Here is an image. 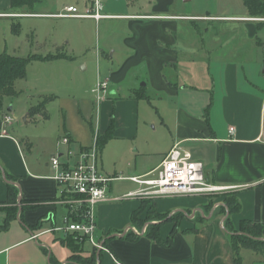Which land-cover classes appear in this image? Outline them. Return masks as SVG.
Segmentation results:
<instances>
[{
  "label": "crops",
  "instance_id": "obj_1",
  "mask_svg": "<svg viewBox=\"0 0 264 264\" xmlns=\"http://www.w3.org/2000/svg\"><path fill=\"white\" fill-rule=\"evenodd\" d=\"M11 6V0H0V10L6 11L0 13L11 15L12 18H18L15 15H21L19 18H56L55 15L63 13L30 12L29 7L12 11ZM173 6L174 0H155L150 2V11L132 10L130 13L129 7H125V13L110 15L126 21L130 35L124 39L128 49L126 57L103 80L108 81L113 96L122 93L124 82L134 71L144 70L141 80L146 79V84L135 89L131 100L126 102L114 104L110 96L98 101L103 108L84 133L78 134L66 120L56 128H48L47 115L35 114L32 117L28 113L24 119L27 125L35 124L36 134L28 132L23 135L26 131L21 129L19 120L13 116V108L8 112L10 107L3 104V109H0V264H45V257L40 250L47 251L48 247L41 238L64 234L46 233L55 227H63L68 212L61 188L52 179L56 172L51 160L67 149L58 147L60 138L67 136L71 142L69 148L76 147V151H80L91 145L95 134L103 136L110 132L108 143L124 142L131 144L129 146L132 148L133 143L146 136V131L141 129V119L138 118V105L139 101L146 100L143 97H147L150 102V93L157 95V98H163L161 94L177 97L182 113L191 109L194 116H202L206 111L214 87H205L203 84L206 75L202 60L197 59L198 63L195 61L192 65H186L190 60L185 58V48L181 43L183 33L178 32L179 21L254 20L249 16L212 18L177 15L173 14ZM89 9L92 8H86V12ZM255 33L256 29L251 28V37ZM60 49H64L63 45L56 43L52 49L49 47L45 51L56 52L54 56L58 58L34 62L44 69L66 62L70 69H74L75 58L60 52ZM202 51L208 50L203 46ZM229 72L231 75L237 74L232 67ZM256 80H252L245 91L236 92L237 101L227 109L212 110L220 116V120L201 121L193 126H187L184 120L179 137L173 138L166 149L151 156L140 155L138 150H132L136 153L135 168L131 176L124 178L153 172L174 145L182 148L186 143L209 145L213 155L198 162L204 165L209 180L218 186L230 188L226 192L240 204L239 212L228 214L229 227L239 231L242 222L246 221L260 226L264 234V77ZM229 87L234 90L239 88ZM192 92L203 95L191 101L184 98L185 94ZM75 105L80 107L77 101ZM7 115L12 117L11 123H5ZM231 127L235 128L234 135L229 133ZM100 168L103 175L119 176L104 171L102 151ZM124 181L137 185L127 179L114 181L108 189V200L95 211L97 240L102 244L106 242L104 246L107 251H95L92 248V253H87L84 251L85 245L82 247L86 256L97 254L96 264H234V252L224 224L228 216L215 213L216 206L220 207L224 203L218 201L209 208V199L204 196L123 199L139 188L138 185L137 188L134 186L136 190L119 197L114 192V183ZM152 204L155 210L150 213ZM167 213H179L182 218L178 223L172 219L149 220L150 216L161 218ZM134 215L140 224L132 222ZM147 219L149 222L142 225ZM148 225L152 227V236L146 234ZM131 226L145 227V231L140 235L133 233L135 239L128 240L127 232ZM57 241L67 246L70 253L63 263H58L56 259V264H67L73 254L77 255L72 236L64 234L63 239L58 238ZM244 250L249 249L241 248V254ZM51 257L50 253L49 264ZM263 261L257 257L256 264Z\"/></svg>",
  "mask_w": 264,
  "mask_h": 264
},
{
  "label": "rangeland",
  "instance_id": "obj_2",
  "mask_svg": "<svg viewBox=\"0 0 264 264\" xmlns=\"http://www.w3.org/2000/svg\"><path fill=\"white\" fill-rule=\"evenodd\" d=\"M32 1L30 12L48 14L64 12V8L70 5L76 7L81 14L86 13V8L95 7L94 0ZM151 1L155 0H101L102 14L110 16L125 13V7H129L130 13L150 11ZM172 10L173 14L185 16L212 18L249 16L243 0H174ZM0 12L6 11L1 9ZM252 19L254 22L217 19H204V22L179 21L178 32L183 33L181 43L185 48V58L190 60L186 65L202 60L206 75L203 84L205 87L212 85L214 87V92L210 93L209 106L202 116H194L191 109H187L185 113L180 111L182 108L177 97L161 94L163 98H157V95L148 94L151 95V101L141 100L138 105V118L141 119V129L146 131V136L140 137L133 143L132 148L129 146L131 144L124 142L108 143L102 150L106 173L131 176L135 168L136 154L132 150H138L140 155L151 156L166 149L173 138H178L180 129L186 121L187 126H193L195 123L220 120V116L212 110L227 109L237 101L236 92L245 91L252 80L256 82L258 77H264V18ZM253 27L256 33L251 37ZM129 35L127 22L113 16L99 21L91 18L0 17V55L6 54L22 59L49 58L56 52L47 53L45 49L49 47L52 49L54 44L59 43L64 47L59 50L60 52L75 58L74 69H70L66 62L54 68L44 69L32 61L28 66L26 78L13 83V93L17 95L3 96L1 108L3 109L4 103L8 108H13V116L19 120L21 129L26 131L23 135H27L28 132L36 134L35 124L27 125L24 121L34 107L36 109L33 115L48 116L49 122L46 127L56 128L66 120L78 134L84 133L86 127L91 121L94 122L103 108L92 94V89L98 78L108 77L110 71L116 70L126 57L128 49L125 47L124 39ZM203 46L209 52L202 51ZM230 67L237 71L236 76L230 74ZM143 74L144 70L132 72L124 82L122 93L113 96L110 88L107 96L114 100V104L131 100L133 91L146 84V79L141 80ZM231 85L239 88L234 90L229 87ZM201 95L203 93L192 92L185 94L184 98L191 101L200 98ZM75 101L80 103L79 108L76 107ZM184 148L191 152L195 161L213 155L209 145L204 146L201 143H186ZM76 150V147H72L73 152L77 153ZM155 177L156 175L150 178ZM134 186L126 181L115 182L114 192L117 196L123 197L128 192L136 190L137 185ZM230 196L229 193L223 192L208 196V199L211 204L218 201L225 203ZM154 207V204L150 206V213L154 212ZM218 209L219 205L216 206V211ZM178 214L167 213L161 218L159 216L149 218L150 221L172 219L178 223L180 221L176 219ZM142 231H145V227L131 226L127 233L140 235ZM63 237L64 234H57L41 238L43 244L48 247L47 251L40 250L45 257V264H49L50 253L52 254L50 264H56V259L58 263L68 259L70 252L68 253L67 246L64 247L57 241ZM77 249L78 253L73 259L77 264H96L92 258L84 254V251L92 253L89 243L85 244L84 251L82 248ZM241 256L244 264L257 262V256L251 250H244ZM261 264H264V261Z\"/></svg>",
  "mask_w": 264,
  "mask_h": 264
},
{
  "label": "built area",
  "instance_id": "obj_3",
  "mask_svg": "<svg viewBox=\"0 0 264 264\" xmlns=\"http://www.w3.org/2000/svg\"><path fill=\"white\" fill-rule=\"evenodd\" d=\"M95 7L85 14L79 13L74 6L67 7L63 13L55 15L56 18H91L96 21L109 17L103 15L101 0H94ZM0 17H11L0 13ZM21 17V15H15ZM110 85L107 80L98 79L95 89L97 101H102L109 93ZM12 117L7 115L5 123H11ZM234 135L235 128L229 129ZM58 147H66L63 154L51 160L55 175L53 180L61 188L63 203L67 205L68 212L64 217V226L55 227L46 233L62 232L72 236L78 243H89L95 251H107L104 244L96 238L97 207L108 200V189L114 181L130 180L139 188L123 197L133 198H165L184 196H213L228 191L230 188L221 187L212 183L206 176L204 165L195 161L190 151L180 145H174L166 154L160 166L153 172L138 177H115L101 173L99 136L94 135L92 143L77 153L70 149V138L59 139ZM64 157V160H62ZM156 175L155 178H150Z\"/></svg>",
  "mask_w": 264,
  "mask_h": 264
},
{
  "label": "trees",
  "instance_id": "obj_4",
  "mask_svg": "<svg viewBox=\"0 0 264 264\" xmlns=\"http://www.w3.org/2000/svg\"><path fill=\"white\" fill-rule=\"evenodd\" d=\"M243 3L248 11L250 18H264V0H243ZM31 4H33L32 0H11V7L12 11L21 10L24 7H31ZM55 58H58V56L53 57H47V58H38V57H29L26 59H22L19 57H13L6 54L0 55V109L2 106V98L5 95H17L16 93H13V83L18 79H24L27 75V69L28 66L32 61H47V60H54ZM143 99L147 100V97H143ZM36 107L31 108L29 111V116H32L35 112ZM111 139L110 132L99 136V148L102 151V149L105 147V145L108 143V141ZM228 201H225V203L219 207L218 211L215 213L217 215H231L234 213L239 212L240 210V204L239 201L234 197L230 196ZM213 204L209 203V208H211ZM228 217L225 219V229L229 232V241L231 243V246L233 248L234 252V264H243V258L241 256V248H246L251 250L257 257L264 259V234L263 230L260 226L253 224L251 222H242L241 227L239 231H235L234 229L230 228V219ZM176 219L182 218L181 214L176 215ZM150 220V219H149ZM149 220H145L142 222V225L145 222H149ZM132 222L135 224H140L138 221L137 216L132 217ZM149 228V229H148ZM152 228V227H151ZM150 226L147 227L146 234L148 236H152V230ZM157 240H159L158 236H156ZM128 240H134L135 235L129 234L127 237ZM74 252L78 253V248H82L85 244L78 243L73 237H72ZM106 242H104L105 245ZM94 260V262H97V254H93L89 256ZM75 258V255L73 254L71 256V260L67 264H77L73 259ZM52 261V257H51Z\"/></svg>",
  "mask_w": 264,
  "mask_h": 264
},
{
  "label": "water",
  "instance_id": "obj_5",
  "mask_svg": "<svg viewBox=\"0 0 264 264\" xmlns=\"http://www.w3.org/2000/svg\"><path fill=\"white\" fill-rule=\"evenodd\" d=\"M12 111V108L10 107L9 109H8V112H11ZM24 121H26V119H24ZM227 216H228V214H227Z\"/></svg>",
  "mask_w": 264,
  "mask_h": 264
}]
</instances>
